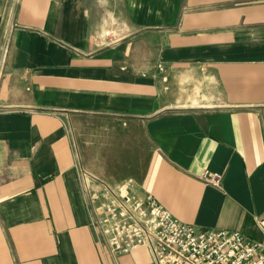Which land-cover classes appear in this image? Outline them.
Wrapping results in <instances>:
<instances>
[{"label":"crops","instance_id":"1","mask_svg":"<svg viewBox=\"0 0 264 264\" xmlns=\"http://www.w3.org/2000/svg\"><path fill=\"white\" fill-rule=\"evenodd\" d=\"M86 115L146 140L121 182L264 240V0H0V264H154L96 239Z\"/></svg>","mask_w":264,"mask_h":264},{"label":"built area","instance_id":"2","mask_svg":"<svg viewBox=\"0 0 264 264\" xmlns=\"http://www.w3.org/2000/svg\"><path fill=\"white\" fill-rule=\"evenodd\" d=\"M203 178L220 186L218 174L204 173ZM87 195L96 239L116 253L146 248L154 264H264V240L181 223L129 181L117 187L101 183L98 190L87 188Z\"/></svg>","mask_w":264,"mask_h":264},{"label":"rangeland","instance_id":"3","mask_svg":"<svg viewBox=\"0 0 264 264\" xmlns=\"http://www.w3.org/2000/svg\"><path fill=\"white\" fill-rule=\"evenodd\" d=\"M74 125L81 132L76 134L77 140L73 134V139L87 184L96 186L102 182L117 187L121 180L131 179L141 172L147 161L148 147L140 133L123 134L122 128L120 132L107 133L104 120L89 115L71 124L72 131Z\"/></svg>","mask_w":264,"mask_h":264}]
</instances>
